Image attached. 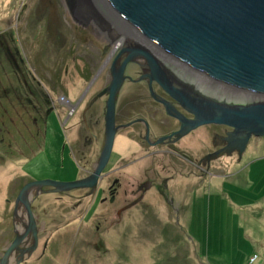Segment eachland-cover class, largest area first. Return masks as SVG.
<instances>
[{"label":"flooded vegetation","instance_id":"af4514ba","mask_svg":"<svg viewBox=\"0 0 264 264\" xmlns=\"http://www.w3.org/2000/svg\"><path fill=\"white\" fill-rule=\"evenodd\" d=\"M25 4L23 8L27 7ZM57 5L58 1L53 0L52 7L59 14H51V17L47 15L50 18L45 20V26L39 24L34 27L43 30L42 34L37 31L31 35L32 40L28 43L34 56H28L25 51L26 39L30 35L28 31L26 33L25 26H30L32 19L27 20L22 10L18 26L15 21H5L0 31V73L4 78V82L0 81V105H4L5 112V115H0V143L10 150L22 151L28 145L43 148L48 137V118L52 117L57 104H61L66 112L62 117L60 114L59 119L63 136L60 151L64 153L67 149L70 157L81 168L78 179L91 176L105 144L113 74L119 72L122 78L112 97L116 134L111 157L96 187L75 190L82 191L77 196L79 205L88 198L93 200L92 206L97 201L108 203L111 208H115L118 218L144 202L152 193L175 208L174 191L169 185L173 177L168 174L170 158H175L181 166L188 163L198 169L201 172L200 179L208 176L213 178L217 169L214 162L218 157L237 155L238 159L242 158L237 150L224 151L228 145L226 138L234 131L228 125L205 124L183 136L178 135L183 121L193 120L196 115L170 90L182 97H190L197 103L200 95L214 97L213 94L219 91L217 82L207 77L202 79V71L185 66L178 58L156 45L154 40L141 35L134 25L123 18H119V31L117 26L113 31V24L109 30L107 25L92 18L79 21L70 11L66 16L62 15L59 8L56 9ZM41 38H44L45 48ZM138 50L156 60L158 75L149 58L137 53ZM42 51L46 53L44 59L41 57ZM96 74L97 78L93 79ZM71 92L75 94L71 96ZM5 103L13 107L15 112ZM168 107L183 121L171 115ZM11 128H14L12 134L18 140L20 138V143L7 140ZM200 128H206L210 136L214 137V142L219 141L220 145L210 148L196 160L186 152L185 147ZM134 146H138V149H133ZM115 154L118 155L117 160H114ZM141 162H144V166L138 171ZM129 169L131 173L124 174ZM21 175L19 185L13 189V197L8 200L9 204H13V232L0 250V257L15 239L16 226L20 229L24 227V222H28V213L23 204L18 207L15 216L16 201L21 189L35 180L23 173ZM37 192L38 189L34 188L31 194L35 198L32 206L39 227V244L21 264H29L34 254L41 250V238L47 230V223L39 216L35 206V202L46 193L38 196ZM71 196L75 197L73 194ZM124 199L125 203L119 206ZM135 201H138L136 205L129 207ZM178 209H181L179 204ZM50 242L51 238L44 239L42 254L47 252ZM32 244L30 233L22 247ZM13 256L15 263L19 254L15 252ZM34 262L37 263L36 260Z\"/></svg>","mask_w":264,"mask_h":264},{"label":"rangeland","instance_id":"374dc122","mask_svg":"<svg viewBox=\"0 0 264 264\" xmlns=\"http://www.w3.org/2000/svg\"><path fill=\"white\" fill-rule=\"evenodd\" d=\"M57 1L56 9L66 16L70 11L66 1ZM52 2L0 0V31L5 21H15L18 26L22 10L27 20L32 19L30 26H25L26 33L30 34L25 51L28 56H34L28 43L35 32L43 33L42 29L34 27L45 26V20L57 14ZM19 27L21 31L22 25ZM43 39L41 43L45 48ZM45 52L42 51L43 59ZM0 81L4 82L1 73ZM53 97L56 99L55 95ZM3 107L0 105V115H5ZM65 112L61 104L52 111L43 148L28 145L22 151L10 150L0 143V250L13 232V204L8 200L13 197V189L19 185L22 173L35 181H72L81 174V168L68 150L60 151L63 136L59 119ZM27 122L31 125L29 120ZM12 132L14 128L7 140L20 143V138L18 140ZM191 138L185 149L196 160L220 145L206 128H200ZM133 149L137 150L138 146ZM117 159L118 155L114 156V160ZM143 163L138 164V171ZM170 163L168 174L173 177L169 185L178 198H175V208L151 193L144 202L117 218L115 208L108 203L97 201L92 206L93 200L88 198L79 205L77 196L82 191L76 189L70 194H43L35 206L49 225L41 238V250L29 264H248L253 255L257 256L253 264H264V137H253L240 159L237 155L218 157L213 178H198L201 174L198 169L188 163L181 166L175 158H170ZM130 173L129 169L124 174ZM47 237L51 238V243L42 254Z\"/></svg>","mask_w":264,"mask_h":264},{"label":"water","instance_id":"95a60500","mask_svg":"<svg viewBox=\"0 0 264 264\" xmlns=\"http://www.w3.org/2000/svg\"><path fill=\"white\" fill-rule=\"evenodd\" d=\"M71 14L79 21L89 18L102 25L111 24L119 31V18L132 24L144 37L155 41L188 68L200 70L203 78L218 83L214 97H182L170 90L196 117L183 121L168 107V112L183 121V136L205 124L234 128L226 138L227 147L243 156L251 139L264 137V0H65ZM106 19V21H105ZM155 72L158 64L149 54ZM158 75V74H157ZM122 74L114 72L107 114L106 139L99 161L91 176L72 181L41 179L27 183L16 201L15 216L22 204L28 222L15 229V239L0 257V264H21L39 244V227L32 203V190L65 193L74 189L96 187L113 150L116 127L112 97L119 88ZM162 78V76H157ZM206 78V79H207ZM218 156L220 154H217ZM48 187V189H44ZM133 202L129 207L136 205ZM31 233L33 244L22 247ZM19 256L13 262V253Z\"/></svg>","mask_w":264,"mask_h":264},{"label":"built area","instance_id":"2783aa9c","mask_svg":"<svg viewBox=\"0 0 264 264\" xmlns=\"http://www.w3.org/2000/svg\"><path fill=\"white\" fill-rule=\"evenodd\" d=\"M256 259H257L256 255L251 256L250 259H249L248 264H253L256 261Z\"/></svg>","mask_w":264,"mask_h":264},{"label":"crops","instance_id":"0c3cea01","mask_svg":"<svg viewBox=\"0 0 264 264\" xmlns=\"http://www.w3.org/2000/svg\"><path fill=\"white\" fill-rule=\"evenodd\" d=\"M246 151H247V149H246ZM245 153V152H244ZM228 165H231V162L228 164ZM189 183L187 182V185H188ZM176 198V197H175ZM181 198H182V196H181ZM176 199H178V198H176ZM178 201V203H180L181 204V202H179V200H177ZM46 223H47V227H48V225H49V223L47 222V220H44ZM51 243V242H50ZM50 243H48V247H49V245H50ZM53 244H51V246H52ZM47 251V250H46ZM256 262V261H255Z\"/></svg>","mask_w":264,"mask_h":264},{"label":"bare ground","instance_id":"6f19581e","mask_svg":"<svg viewBox=\"0 0 264 264\" xmlns=\"http://www.w3.org/2000/svg\"><path fill=\"white\" fill-rule=\"evenodd\" d=\"M167 62H168V61H167ZM170 63H171V62H170ZM167 64H168V63H167ZM167 64H166V65H167ZM178 66H179V65H178ZM176 68H177V67H176ZM180 69H181V68H180ZM184 88H185V87H184ZM26 220H27V219H26Z\"/></svg>","mask_w":264,"mask_h":264}]
</instances>
